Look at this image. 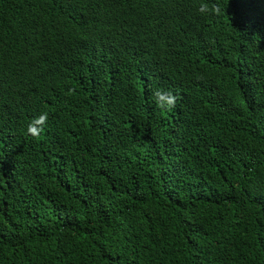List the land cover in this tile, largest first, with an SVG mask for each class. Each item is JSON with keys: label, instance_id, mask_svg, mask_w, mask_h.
I'll return each instance as SVG.
<instances>
[{"label": "trees", "instance_id": "trees-1", "mask_svg": "<svg viewBox=\"0 0 264 264\" xmlns=\"http://www.w3.org/2000/svg\"><path fill=\"white\" fill-rule=\"evenodd\" d=\"M0 264H264V0H0Z\"/></svg>", "mask_w": 264, "mask_h": 264}, {"label": "clouds", "instance_id": "clouds-1", "mask_svg": "<svg viewBox=\"0 0 264 264\" xmlns=\"http://www.w3.org/2000/svg\"><path fill=\"white\" fill-rule=\"evenodd\" d=\"M200 13L207 12V5L204 3L200 4ZM153 97L156 103L162 109H171L175 105V96L171 91H166L162 89H156L153 93ZM47 120V113L40 114L37 118L31 121L27 126V132L33 136H38L43 131V126Z\"/></svg>", "mask_w": 264, "mask_h": 264}]
</instances>
